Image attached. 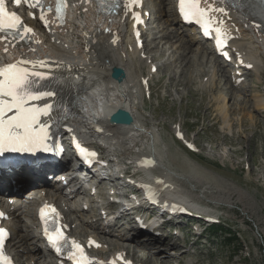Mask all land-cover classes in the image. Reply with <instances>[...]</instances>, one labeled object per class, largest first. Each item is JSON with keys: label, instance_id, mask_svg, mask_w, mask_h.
<instances>
[{"label": "rangeland", "instance_id": "rangeland-1", "mask_svg": "<svg viewBox=\"0 0 264 264\" xmlns=\"http://www.w3.org/2000/svg\"><path fill=\"white\" fill-rule=\"evenodd\" d=\"M158 1L147 0L149 8L156 9ZM167 13L153 24H158L162 31L154 35L150 47L151 53L156 55L163 67L159 81L156 82L155 77L150 85L149 99L142 96L139 85L134 89L136 94L132 97L138 110V120L143 121L141 131L146 132V137L136 136L134 142L131 140L132 134H129L125 147L130 150L122 156L136 153L147 155L151 150L155 155L159 153L158 164L151 163L154 171L157 170L171 180L176 175L193 176V183L186 181L184 186H179L177 182L175 184L171 181L173 187L169 189L176 187L202 203L210 202L211 207H218L216 213L225 222L223 230H228L227 234L233 243L230 246L221 243L219 233L209 237L205 233L208 237L206 243H202L203 247L195 250V254L188 243L186 255L181 260L177 256L182 249L158 253L159 258L167 259V264H264V70L247 78L240 90L234 89L221 71L217 74L200 71L211 64L212 57L202 53L204 56L200 58L202 61L205 59L203 62L207 65L201 61L198 63L197 58L192 57V51L199 52L200 46L195 43L197 46L192 49L191 43V50L184 51L182 45L187 40L184 34L179 33L173 40L168 38L172 23L169 21L171 15ZM129 61L132 64L128 71L134 76L146 68L142 63L139 64L138 59V64L132 57ZM205 76L210 77L206 84L202 79ZM102 82L100 80L97 84ZM149 132L157 136L156 147H153L155 151L151 144L148 145ZM177 133H181L183 138ZM117 141L107 146L117 148ZM191 143L196 149L194 152L187 149V144ZM120 147L119 155L125 148ZM151 173L158 176L156 171ZM199 180L202 181V188L196 186ZM163 183L162 180L161 185ZM82 231L83 228L75 230L77 233ZM20 232L37 235L29 216L23 219ZM105 237L109 241L111 239V243L120 242L110 236ZM172 243L171 246H174L172 241L166 242V245ZM130 248L136 247L133 244ZM141 254L146 257L147 264H160L156 250L151 246ZM182 254H185L184 251L180 257ZM20 259L26 263L23 255L22 258L19 256ZM27 261L45 264L48 259L41 254Z\"/></svg>", "mask_w": 264, "mask_h": 264}, {"label": "bare ground", "instance_id": "bare-ground-1", "mask_svg": "<svg viewBox=\"0 0 264 264\" xmlns=\"http://www.w3.org/2000/svg\"><path fill=\"white\" fill-rule=\"evenodd\" d=\"M169 3H170V0H159L157 13L161 14L163 12L161 5L167 4L169 7L170 6ZM79 9L80 8H75V12L77 13V11ZM122 14H124V16L130 20L129 13L122 12ZM83 19H84L83 21L87 24L85 29L80 28V24H79L80 21H79V18L77 17V18L73 19L72 22L67 23L66 26L62 27V31L63 30L69 31V29L72 30L70 32L71 33L70 36L72 39H74L76 41V45H72V47H74V48L70 49V52L74 53L76 51L78 53H81L82 59L86 60L87 62L81 68V66H80L81 62L74 60L73 63H71L72 68H70V71H68V69H67L64 72V74L65 73H72V74L76 73V74L82 76V74L84 73L86 68H88V69L92 68L93 69L92 73L94 74V78H92V81L95 78H97V80H98L97 83H100L99 80H101V81H103L102 84L103 83L105 84L103 88L101 87V89H103L102 92H99V94H101L102 97L97 99V101L99 103H102L104 106H101L102 109L97 110L98 111L97 117L94 116L93 118H91L90 121H88V119L90 117H92L90 109L92 111H94L93 103L96 104V100L92 99L93 103H92V101H89V103H86L84 105L81 104L82 102L83 103L85 102V101H83V98H82V96L85 94V92L83 90H82L83 92L82 91L79 92L81 82H74V81H72L71 78H66L63 82L60 83V85H57V86H59V89H60L59 95L54 94L48 100L44 99V100L37 101V102L56 104V103L60 102L61 99H63V100L68 101L69 103H71L74 106L73 110L76 113L71 118L72 124H68L65 127V129L67 130V132L72 133L74 135V137H76V138H79L80 135H82L86 138L88 137V133L83 128H86V129H89V130L95 132L94 125H93L94 124V118H99V120L101 121L99 126L101 127V124L105 122V120L107 119V116L110 112H112L113 110H115L118 107H122V108L126 109L127 111H129V113L132 116V123L130 125H109L108 121H106L105 123L108 126L106 124H103V125H104V127H108V128L104 129L103 132L98 133V135L102 136V139L104 138V140H106L107 143H109L110 145H114V144H112L113 141L118 139L117 142H119V147H120V145L122 147L123 146L125 147V145L127 144L126 140H127L128 134H132L131 140L133 139L134 142H135L136 136H138V138L144 137V136L146 137V134H145L146 132L144 133V131L143 132L141 131V127L143 126V121L140 122L138 120V117H139L137 114L138 110L136 109V106H135L136 104H135V102H133V99H132L133 93L134 92L136 93V91L134 89H136L138 87L140 79L136 75L135 76L132 75L133 73L131 74V71L130 72L127 71V65L129 66V62L127 61V58L123 57V55L121 53V51L124 49L123 47L127 48V47H129V44L127 46L122 45L121 42L119 44L118 43L109 44V37L106 39H103L104 35L98 34L97 32L95 33V36L91 35L90 37H88L89 33H91L94 29L93 24L95 25L96 21L99 22L101 20V17L91 15L90 12H86ZM107 19H108V17L105 18L106 24H107ZM122 21H124V20L122 19ZM130 21L132 22V20H130ZM175 21H177V20L175 19L174 22ZM120 22H112L109 24L111 30H113L114 34L117 35L118 37L121 36V31H122V28L124 26L123 23L121 24ZM234 22L235 23L237 22V24L239 25V27L242 31L241 34L243 35V37H246L252 33L251 32L252 27L248 26V22L246 23L244 20H242V18L240 16H235ZM244 24L247 25V28H243ZM254 32L256 33V31H254ZM179 33H182V34H184V36L187 37L186 38L187 41L184 42V45H182V48H184V51L185 50L190 51L191 50L190 45L195 40H194L193 36L188 35L185 28H182V27L178 26L177 24H175L172 28V31L168 34V38H171V39L175 38L179 35ZM256 34H261L260 37L262 39H264V32H259ZM93 37L97 38L100 41V43L99 42H93V40H92ZM125 37H129L128 41L131 43L132 47L134 48V45L132 42V40L134 38L133 32L131 30L127 31L125 36H124V39L126 40L127 38H125ZM35 40L37 41L38 37H35ZM3 42H4V40H0V67L6 66V63H7L8 58H9L10 49L12 48L11 45L5 44ZM112 45L114 46V48H111ZM34 48L35 49L32 50L30 46H22V47H18V51H17V52H22L24 55L27 54L28 55L27 59H29V61H30V63H26V64H21L20 62L16 63L17 65L21 66V68H24L28 73V79H29L28 91L29 92H31L35 89V85H33V83L36 80L40 79L41 77H44V78H47L48 80H50V76L47 75V72L49 71V66L51 65V60L48 59L45 61V59L49 58V55L52 57L63 55V52L60 49H57L59 52H57L56 54H54V53L50 54L48 49L44 48L42 45L36 46ZM13 49H16V47H14ZM13 49H12V52H15ZM134 50H136V48H134ZM205 50L207 53L209 52L208 49L206 48V46H205ZM114 52H116V53L118 52V53L115 55L110 54V53H114ZM184 53H183V55H184ZM210 53L211 52H209L208 54H210ZM183 55L181 54L182 57H183ZM184 57H185V55H184ZM195 59L194 60L192 59V60L195 61ZM196 60H198V63H200V61L202 63H204L203 61L205 59L202 61V59L200 57H197ZM214 60L216 63H219L218 58L214 57ZM89 62H92L94 66L90 65ZM139 62H141V61L139 60ZM95 63L97 64V67H95ZM191 63L192 62L190 61V64ZM196 63H193V64H196ZM42 64H44V66H42ZM114 65H120V66L124 67V69H125V77L123 78V80L121 82L110 80V78H109L108 68L110 66H114ZM194 66H197V64ZM198 66H200V65L198 64ZM129 67H131V66H129ZM200 71H202V70H200ZM34 73H39L40 75H34ZM54 81L56 82V79H54ZM88 81H90V79ZM102 84H99V86H101ZM114 92L116 94L114 100H112V102L111 101L107 102L106 97L111 96L110 93H114ZM31 102H34V101H31ZM137 107H138V105H137ZM82 108H84L86 110L85 115H82V111L80 110ZM84 109H83V111H84ZM74 124L77 127H75ZM79 127H81V128H79ZM152 133L149 132V135H147V139L149 140L148 145L151 144L153 151H155L156 149L154 150V148L156 147L155 143H156V139H157L156 137L157 136L155 134H152ZM121 135H123V137H121ZM157 135H159V134H157ZM109 146H107V147H109ZM115 149H117V148H115ZM107 150L111 151L110 147ZM127 150H130V149L125 147L120 155H117V152L119 150L117 152H113L112 154L115 157V159L118 158V161H119V157L124 155L125 153H127ZM160 152H162V151H160ZM158 154L155 155V153L150 150V151H148L147 155H145V154L143 155V157L145 158L144 161L146 162V167H140L139 165H137L139 160H140V158H135V157L139 156V155H137V153L132 157L130 155H128V156L124 157L123 159H120V161L121 162L123 161L125 163V161H126L125 158H127L128 159L127 162H129L130 164L133 162V165H132L133 168L143 170V174L148 176V175H153L151 172L154 168L152 166V164L149 162L152 161L153 165L158 164V160H159ZM131 155H133V154H131ZM171 159H173V158L171 157ZM121 169L123 170V167H121ZM156 172L158 174V171H156ZM23 176L26 178H31L32 174L30 171H25V172H23ZM192 179H193V176H190V174H189V175H184V177H180V176L176 175L173 177L172 180L174 181L175 184L177 182V185L184 186L186 181L189 183H193ZM6 180L10 181V179H4V181H6ZM201 182L202 181L199 180V181H197V185H196V183H195V185L197 187L202 188L201 186H203V184H201ZM43 184L45 185L46 183L43 182ZM2 185H3L2 182H0V187H2ZM169 187L170 186H167L165 188V190L166 191H170V190L178 191V189L176 187H175V189H169ZM7 188L10 189V187H8V186H7ZM19 220H20L19 218L14 219L15 227L12 229L13 234H12V238L9 241L10 246H11L12 241H14L13 245L17 246V249L15 251L16 257H18V260H19V256L21 258V255H23L24 257L26 256L27 258L32 259L33 257H35L37 255H41L42 250H41V243L39 242V237L37 235H33V234L31 235L30 232H27V233L20 232L19 233V229L21 227V225L18 224ZM33 221H34V218H32V223H33ZM99 232L103 233L104 230L103 229L99 230ZM138 235L139 234L137 232H135L133 234L132 242H134L136 245H138L140 247L145 246L146 242H144L143 240H140L138 238L139 237ZM106 239H108V238H106ZM110 241H111V239H110ZM147 241L158 243V239H156V238L147 237ZM29 242H30V246H29ZM113 244H115V243H113ZM169 245H173V243L167 244V246H169ZM18 250H21V255H19ZM155 250H156V256L158 257L157 260H159V263L160 264H167L168 263L167 259H160L159 258V254L164 253L163 249L156 248Z\"/></svg>", "mask_w": 264, "mask_h": 264}, {"label": "snow or ice", "instance_id": "snow-or-ice-1", "mask_svg": "<svg viewBox=\"0 0 264 264\" xmlns=\"http://www.w3.org/2000/svg\"><path fill=\"white\" fill-rule=\"evenodd\" d=\"M17 6L22 0H10ZM25 4L32 8L42 9L41 0H23ZM57 13L60 12V5L64 0H57ZM202 0H179V14L186 21L194 20L205 36H211L215 33V43L217 47L226 45V33L217 26L221 23L212 15L213 12L223 13V8H215L209 4L207 7H201ZM207 3V0H204ZM139 0H129L126 6L135 7ZM134 18L138 21L140 13L133 12ZM40 19H44L41 11ZM33 29L24 24L20 15L15 11H9L6 6V0H0V32H9V34L18 35L22 40L25 34L31 33ZM139 33H137V36ZM4 38V37H0ZM227 56V52L223 53ZM30 63V62H24ZM251 67V65H248ZM34 75H40L34 73ZM29 79L28 73L24 68L17 67L16 64H8L0 67V155L6 151L28 152L47 148L50 125L40 122V117L47 115L51 110V105L39 107L31 104V101L39 100L45 96H52L54 93L44 92L34 94L28 91ZM182 137L181 133H177ZM189 148L193 145L189 144ZM81 153L90 157H95V152H89L82 148ZM149 163H152L150 161ZM151 199V197H149ZM4 213L0 212V217ZM39 216L44 225V235L53 249L60 253L63 247L68 243V238L62 231V226L58 223V213L54 206L45 204L39 210ZM8 232L0 227V264H14L11 257L5 254V241ZM69 257L75 261V264H94L85 254L82 246L75 240L71 241ZM122 259V257H120ZM115 264V260L111 262ZM124 264H131L130 261H124Z\"/></svg>", "mask_w": 264, "mask_h": 264}, {"label": "water", "instance_id": "water-1", "mask_svg": "<svg viewBox=\"0 0 264 264\" xmlns=\"http://www.w3.org/2000/svg\"><path fill=\"white\" fill-rule=\"evenodd\" d=\"M121 70L119 68L115 69V72H113V76L120 81L121 80ZM111 119L114 122L120 123V124H129L132 121V118L130 114L123 110V109H118L116 112H114L111 116Z\"/></svg>", "mask_w": 264, "mask_h": 264}, {"label": "trees", "instance_id": "trees-1", "mask_svg": "<svg viewBox=\"0 0 264 264\" xmlns=\"http://www.w3.org/2000/svg\"><path fill=\"white\" fill-rule=\"evenodd\" d=\"M233 240H232V238H229V237H224V244L225 245H232V242Z\"/></svg>", "mask_w": 264, "mask_h": 264}]
</instances>
